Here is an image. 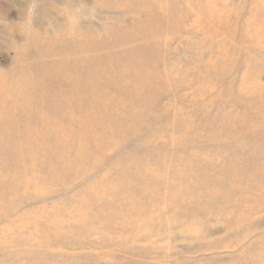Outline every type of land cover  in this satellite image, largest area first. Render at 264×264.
<instances>
[{
    "label": "rangeland",
    "instance_id": "obj_1",
    "mask_svg": "<svg viewBox=\"0 0 264 264\" xmlns=\"http://www.w3.org/2000/svg\"><path fill=\"white\" fill-rule=\"evenodd\" d=\"M140 1L0 0V116L27 73L36 92L27 114H36L45 82L56 120L59 109L81 106L77 115L96 126L79 127L88 141L76 166L66 163L77 151L75 126L62 120V130L47 133L72 137L45 144L44 152L66 160L57 175L41 154L33 172L12 169L0 150V264H264V96L237 92L249 70L256 71L249 80L264 83V36L258 43L244 36L264 0H228L231 12L216 22L202 12L206 0H153L159 8L148 30H129L131 16L116 18ZM66 23L119 30H111L109 46L72 51L47 37ZM39 28L47 32L24 51L28 31ZM9 37L22 47L15 56ZM123 66L142 78L141 97L130 77L120 78ZM75 70L91 76L102 95L59 100L60 73L69 78ZM86 106L101 110L86 115ZM40 129L33 123L30 132ZM16 176L33 186L17 188ZM191 220L198 236H183Z\"/></svg>",
    "mask_w": 264,
    "mask_h": 264
},
{
    "label": "bare ground",
    "instance_id": "obj_2",
    "mask_svg": "<svg viewBox=\"0 0 264 264\" xmlns=\"http://www.w3.org/2000/svg\"><path fill=\"white\" fill-rule=\"evenodd\" d=\"M228 0H206V6L205 10L202 12H205V15L207 16V20L216 22L221 18L225 17V13H228V11L232 10L231 6L228 5ZM159 4L154 2L153 0H142L136 7H129L124 9L122 11V14L117 16L116 20L123 21L126 17L131 16V21L129 22V30H148V27L151 22V18H149V14H151L155 8L158 7ZM262 9L264 6V3L261 5ZM256 11L255 16L258 17L257 20H252L245 29V39L250 40L252 43H258L260 40V37L264 36V10L261 12ZM231 12V11H230ZM227 19V18H226ZM263 22V23H262ZM86 25V24H85ZM87 27V26H86ZM225 30L229 37H232L231 33V26L227 21L224 24ZM88 28V27H87ZM128 29V26L126 27ZM56 34H48L47 37L62 40L67 45L70 46V49L73 51H82V50H94L93 48L101 47V46H109L110 43L107 40V37L110 35L111 30H119V27L116 26L114 29L108 28L106 24H102L98 29L95 28H88L87 32L82 31V28L78 27L76 25H70L65 24L61 27L55 28ZM127 29L124 30L123 26L121 27V31L127 32L128 35L130 34ZM154 30V29H153ZM230 30V32H229ZM46 31V30H45ZM45 31L41 30L40 28L37 29H30L28 31V36L26 37V42L23 43V49L24 51L30 50L32 47H34L35 44H37L39 41L37 40L39 34H43ZM156 31V30H154ZM214 32H217L216 30H213ZM47 32V31H46ZM85 32V33H84ZM84 33V34H83ZM107 33H109L107 35ZM216 37V33H213ZM85 35V36H84ZM84 36V37H83ZM46 38V37H45ZM264 38V37H263ZM10 39V37H9ZM82 39L92 42L91 46L87 45L86 43H80L77 45V42ZM11 41L7 42V46H9V49H12L14 51V56L22 47H19L16 45L12 39ZM49 41H52L51 39H48ZM95 42V45L93 44ZM225 47V46H224ZM223 47V48H224ZM226 50V49H225ZM22 54L24 52L21 51ZM26 54V53H25ZM226 54L224 51H221V55ZM264 59V58H263ZM264 62V60H262ZM125 65V63H123ZM123 71L127 72V76L124 74H120V78L124 82H128L127 80H130L128 77L132 79L131 83H135L134 87L135 90L133 91L134 97H141L139 90H138V83L140 80L141 85V79L137 78L136 74L130 73L131 68L129 66L125 67L123 66ZM248 70V68H247ZM25 72V71H24ZM248 72V73H247ZM245 73V77L241 81L238 87V95L242 96L244 99H252L257 98L258 96H264V83L260 81L255 80H249L250 73L255 74V70H249ZM63 74L60 73L59 78L61 80H64L63 83H66L64 85V93L57 94L58 99L62 101L69 100L71 98H75L76 101H81L82 99H94L96 96L102 95V93L99 91V84L95 83L92 80L91 76H82L80 70H75V72L70 74L69 78L67 76H62ZM123 75V76H122ZM30 78L29 74L23 73V79L21 80V83H19L18 88L14 89L12 92H10L11 97H13L15 100L13 101V104H7V112L5 115L0 116V134L4 136L3 143L0 144V150H5L7 154L3 157L6 159L11 160L12 169L16 170L18 168H27L34 172L32 168V160H34V157H37V154H41L42 157H46L49 159L50 164L53 166V175H57L62 169H56L55 167L59 164H61L62 168L64 165V162L66 161L62 154H56V151L54 152L56 156L52 157L53 155H50L46 152L48 148L45 147V144L48 142H52L58 145L66 144L69 140H71L70 137H68V133H61L60 136L53 137L52 135H47L48 132H51L53 130H62L59 129L60 123L62 120L65 122V126L68 127H74V131L70 134L73 136V141H71V144L73 147L77 150L73 157L68 159L66 163L74 162V166L79 162L80 155L79 150H81V147L83 146L84 142L88 141L85 139V136L80 132L79 127L81 125H86L88 127L95 126L94 122L90 119L91 117L84 116L79 117L77 115V112H79L82 108L81 106H73L68 108H63V110L59 109L58 115H56L59 120H56L54 118V114H52L50 103H48V92L50 91L51 87L50 84H46L45 82L38 86L37 90L42 91L43 95L41 96L40 103L37 106H34V111H36V114L32 113V115L27 114V111L32 110L33 106L31 103L28 102L27 98L31 95L36 94V92L31 88L28 84H26L27 79ZM147 78V76H145ZM144 79V77H143ZM4 79L0 77V100L3 98V95H6L1 89V84L3 83ZM97 81V80H96ZM138 82V83H137ZM49 85V86H48ZM67 87V88H66ZM52 88H54L52 86ZM67 89V91H66ZM37 96H40L38 94ZM258 102V101H256ZM4 103V102H2ZM263 103V101H262ZM5 104V103H4ZM5 106H3L4 108ZM2 108V107H1ZM0 108V110H1ZM86 115H89L94 110L96 112H100L101 107L99 106H86L83 108ZM38 111V112H37ZM1 113V111H0ZM12 113H20L22 116L21 119L13 118ZM9 114V115H8ZM31 116V117H29ZM33 123H37V125L41 126V129L39 131H35L33 133L30 132L31 125ZM96 127V126H95ZM50 128V129H47ZM104 128V127H103ZM107 128V126H106ZM99 131V130H98ZM93 134L97 133L96 131L92 132ZM91 135V138H93V141L95 140L97 142V139L95 135ZM12 138H16L15 140H12ZM70 138V139H68ZM13 141L16 142V145L13 143ZM92 141V142H93ZM95 141L93 143H95ZM13 143L14 146L10 145V143ZM33 144H36V147H33ZM57 145V146H58ZM56 148H54L55 150ZM61 149V147H60ZM51 150V149H49ZM82 159V158H81ZM55 168V169H54ZM35 169V168H34ZM34 176V175H31ZM17 183V188L21 186L26 187H32L33 184H31V181H29V177L26 176H16L14 178ZM14 188V189H17ZM13 189V190H14ZM259 202V201H258ZM196 221L191 220L186 226L181 228V234L186 237H196L198 236L199 230H197V226H195Z\"/></svg>",
    "mask_w": 264,
    "mask_h": 264
}]
</instances>
